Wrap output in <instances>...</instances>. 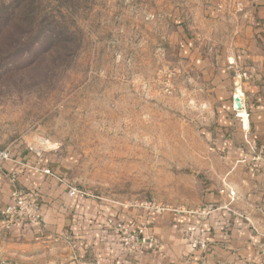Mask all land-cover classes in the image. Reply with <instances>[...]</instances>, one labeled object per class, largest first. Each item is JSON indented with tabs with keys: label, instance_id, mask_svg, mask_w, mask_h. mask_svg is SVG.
I'll return each instance as SVG.
<instances>
[{
	"label": "rangeland",
	"instance_id": "obj_1",
	"mask_svg": "<svg viewBox=\"0 0 264 264\" xmlns=\"http://www.w3.org/2000/svg\"><path fill=\"white\" fill-rule=\"evenodd\" d=\"M208 3L0 0V149L39 152L97 203L194 205L215 78L247 27L236 3ZM8 239L0 264L23 249Z\"/></svg>",
	"mask_w": 264,
	"mask_h": 264
},
{
	"label": "crops",
	"instance_id": "obj_2",
	"mask_svg": "<svg viewBox=\"0 0 264 264\" xmlns=\"http://www.w3.org/2000/svg\"><path fill=\"white\" fill-rule=\"evenodd\" d=\"M206 1V10L217 4ZM225 3L228 9L241 7L246 38L223 62L226 75L215 78L220 104L208 134L214 154L201 168L204 181L195 204L154 212L97 203L77 189L70 194L64 173L39 152L17 153L16 162L0 166V211L11 202L14 175L20 185L37 189L41 220L5 228L0 213V238L23 247L10 253L7 264H264V0ZM229 67L237 69L232 80ZM234 96L242 104L238 110ZM133 224L153 234L157 247L123 248L114 228Z\"/></svg>",
	"mask_w": 264,
	"mask_h": 264
},
{
	"label": "built area",
	"instance_id": "obj_3",
	"mask_svg": "<svg viewBox=\"0 0 264 264\" xmlns=\"http://www.w3.org/2000/svg\"><path fill=\"white\" fill-rule=\"evenodd\" d=\"M233 107L237 110L234 102ZM252 159L256 160L258 157L255 156ZM7 161L16 162V158L9 148H1L0 166ZM45 172L48 173L49 171L45 170ZM10 179L11 181H15V176L12 175ZM75 192H77L75 188H70V194H74ZM40 205L38 194L33 190L14 188L11 193V202L0 211L5 228H10L18 224H26L29 226L38 224L41 220ZM136 206L154 212H162L169 209L168 206L154 202H144ZM130 227L117 226L114 228L115 235L119 238L123 248L128 252L152 250L157 247V238L151 233H145L143 226L133 224Z\"/></svg>",
	"mask_w": 264,
	"mask_h": 264
},
{
	"label": "water",
	"instance_id": "obj_4",
	"mask_svg": "<svg viewBox=\"0 0 264 264\" xmlns=\"http://www.w3.org/2000/svg\"><path fill=\"white\" fill-rule=\"evenodd\" d=\"M233 102L235 103V106H236V108H237V109L241 108V104H240V103H237L238 105H240V107H239V108L237 107V104H236V98H235V96L233 97Z\"/></svg>",
	"mask_w": 264,
	"mask_h": 264
},
{
	"label": "trees",
	"instance_id": "obj_5",
	"mask_svg": "<svg viewBox=\"0 0 264 264\" xmlns=\"http://www.w3.org/2000/svg\"><path fill=\"white\" fill-rule=\"evenodd\" d=\"M12 52H14V51H12ZM9 53H11V52H7V55H8ZM2 57H3V56L0 55V59H1Z\"/></svg>",
	"mask_w": 264,
	"mask_h": 264
},
{
	"label": "bare ground",
	"instance_id": "obj_6",
	"mask_svg": "<svg viewBox=\"0 0 264 264\" xmlns=\"http://www.w3.org/2000/svg\"><path fill=\"white\" fill-rule=\"evenodd\" d=\"M238 110V109H237Z\"/></svg>",
	"mask_w": 264,
	"mask_h": 264
}]
</instances>
